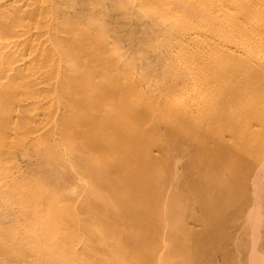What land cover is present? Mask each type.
<instances>
[{
  "label": "bare ground",
  "instance_id": "6f19581e",
  "mask_svg": "<svg viewBox=\"0 0 264 264\" xmlns=\"http://www.w3.org/2000/svg\"><path fill=\"white\" fill-rule=\"evenodd\" d=\"M85 1L58 0L56 3L60 4L51 10L54 22L45 21L43 26L50 28L44 31L22 22L24 17L38 13L45 6L42 2L0 0V264H142L136 262L137 257L132 262L134 245L127 243V236L123 233V237V229H118L115 222H129L127 212L130 214L131 208L127 204L132 197L150 198L139 184L131 183L130 177L143 169L147 161L143 157L144 147L155 143L150 142L156 136L157 126H165L169 137L177 138L176 143H171L175 148L195 140L202 150L198 155L211 143L215 144L211 148L217 146L222 151L220 142L230 143L223 132L230 131L237 140L229 145V151L234 149L232 154L228 152L233 156L229 157L234 158L236 148H242L238 144L241 137L245 136L247 141L243 133H254L250 137L255 142L258 128L251 129V125L264 120V106L259 108L264 101V0H110L107 7L119 10L125 19L132 10L138 24L144 19L140 36L149 41L146 44L157 40L161 33L166 36L160 44L166 48L165 53L169 51L165 54L171 61L169 66L177 68L178 74L171 82L154 88L144 82V76L131 75L133 63L112 46L117 38H112L111 45L105 37L106 28L95 12L88 13L84 20L85 13L79 6ZM106 1L93 0L94 7L104 9ZM184 8L191 15L205 16L196 24L181 21L177 26L182 34L203 44L204 50L197 52L198 65L194 68V61L181 64L180 53H186L189 43L175 34L174 22L182 18L178 12ZM40 16L48 19L46 14ZM254 23L259 24V29ZM190 28L193 31L188 33ZM123 34L133 37L130 31ZM106 51L113 52L111 59L102 58ZM115 67L123 75L112 74L111 68ZM182 82L184 85L179 86ZM129 83L139 87L138 93L161 90L159 100L143 101L149 103L148 108L139 107L143 110L135 112L139 104H130L134 91ZM186 86L198 89L201 97L193 100L197 97L185 96ZM178 102L182 105L178 106ZM65 106L71 108L70 112H66ZM151 110L161 114L150 129H143L145 118L136 123L130 114L148 116ZM52 118L58 120L56 127L64 147L71 140L76 143L77 152H72V157L90 187L89 200H85V207L79 212L71 205L72 198L65 195L64 172H59L58 165L60 156L48 142L39 151L41 156H47V162L39 165L38 171H12V164H8L17 148V139L22 135L32 146L42 137L37 130L48 129ZM59 145L60 142L55 147ZM207 151L204 153L208 154ZM207 157L211 161L214 155ZM140 174L139 179H147L144 172ZM72 177L71 174L69 184L73 183ZM103 189L107 197L101 196ZM115 191L123 202L120 208V198L116 202L113 197ZM97 197L104 200H100V206L108 212L117 207V214L108 213V217L105 211L98 213L96 207L88 204ZM147 206L141 207L140 223L143 216L150 215ZM143 234L158 243L156 232ZM79 252L82 253L77 257Z\"/></svg>",
  "mask_w": 264,
  "mask_h": 264
},
{
  "label": "rangeland",
  "instance_id": "374dc122",
  "mask_svg": "<svg viewBox=\"0 0 264 264\" xmlns=\"http://www.w3.org/2000/svg\"><path fill=\"white\" fill-rule=\"evenodd\" d=\"M57 1L36 0V3L42 2L45 6L38 13H34L31 18L24 17L22 22L30 23V27L39 26L44 31L45 29L48 30L50 27L45 28L43 24L45 21L51 19L54 22V12L51 10L60 4L56 3ZM109 4H111V1H106V7L104 6L103 9L102 7H94L93 0H86L79 7L85 13L84 20L88 13L95 12L94 15H97L98 20L106 28L107 33L105 37H107L111 45L112 38H117L112 46L116 47L122 56L126 57L127 61L133 63L132 76L135 78L144 76V82L151 84L152 88L171 82V79L174 78L175 74H178V71L177 68L171 67V65L169 66L171 61L166 56L169 51L165 53L166 48H163L160 44V41L165 40L166 36L161 33L158 37L159 40L157 39L152 43L146 44L149 41L140 36V31L144 26V19H142L141 25L138 24L135 18L136 12L133 10L129 13L128 19H125L119 10L112 11L111 7H107ZM184 7H186V4H184ZM100 10L104 13H99ZM72 13V10H69L68 14L72 15ZM42 14H46L48 19L40 16ZM178 15L182 18L174 22L176 26L175 34L180 39L181 37L186 38L187 41H184V43H189L186 53H180L182 57L181 64L182 62L188 63L194 61V63H191V67L194 68L198 65L196 58H198L199 53L197 52L204 50V47H202L203 44L196 43L188 34H182L177 29V26L181 21L196 24L198 21L204 20L205 16L202 18V14L200 13L191 15L185 8L179 11ZM256 19L260 21V17L257 16ZM254 24L259 29V24ZM125 31H130L131 37L133 36L132 39L125 37L123 34ZM191 31H193L192 28L188 30V33ZM172 42L170 41L169 45ZM219 42L224 44V41L220 40ZM175 49H177L176 44ZM207 52L211 53L215 52V50L213 49ZM113 55L112 51H106L102 53V58L111 59ZM52 58L53 55L50 56L51 60ZM158 67H162V69L159 71ZM117 68H111L112 74L123 75V72ZM168 69L169 71H167ZM120 83H123V80ZM130 85L134 91V95L132 94L133 100L130 104H139L136 106L137 109L134 110L135 112L140 110L139 107L143 109L148 108L147 105L149 103L143 101H158L160 98L159 94L161 90L157 91L152 89L154 91L152 94L138 93L139 87H135L134 84ZM183 85L184 83L182 82L179 86ZM196 90L198 89H191L186 86L184 95L192 94V98L194 96L197 97L193 100L198 99L201 97V94ZM143 91H146V89L143 88ZM170 95H173V92H170ZM47 99L48 95L45 100L47 101ZM180 105L182 104L178 102V106ZM261 106H264V101L260 103L259 108ZM65 110L66 112H70L71 108L65 106ZM130 114L134 115L132 116L136 123L142 122L141 119L145 118L146 120H143V129L147 128V126L150 129L160 119L159 116L161 113L156 110H151L148 112V116L147 114L144 115L141 113ZM57 121L55 118H52V124L48 129L42 128L37 130V133H40L42 137L33 144L34 149L32 148L33 145H27L26 137L21 138V135L17 139V148L9 158L8 164H12V171L17 169L18 172L25 174L38 171L39 165H44L47 162V156H41L39 151L48 142L51 147L56 148L58 151L57 155L60 156L58 165L59 172H64L62 182L64 183L65 195L67 198H72L71 205L79 212V210L85 207V200H89L90 187L87 179L76 166L79 163H76L72 157V152H77L76 143L71 140L66 145V148L64 147L60 131L56 127L58 126ZM252 128L254 130L258 128L257 142L252 141L253 139L250 136H253L254 133L252 134L251 131L249 133H243L246 135L247 141L244 140L245 136L243 134L240 140L241 142L245 141L247 143L242 144L244 142H238L242 148L237 147L236 149L239 152H233L235 157L237 154V160H235V157L230 158L233 157L232 155L230 156L234 150L232 149L233 147L229 151V145L237 142L236 138L233 139L236 136L234 134L232 137L230 131H224L225 139L227 141L230 140V143L226 144L225 141H221L222 151L221 149L218 151V148L216 149L217 146L211 148L215 144H208V148L205 147L207 149L204 148V152L209 150L207 151L209 156L214 155L213 159L208 161L206 159L208 154L204 152L201 155L206 160H199L201 155L198 154L202 150L195 140L186 141L183 143V147L176 146L175 148V145L171 143H176L177 138H170L168 135L169 131L165 126H157L156 136L150 142L151 144L153 141L155 143L151 146L144 147L143 157L147 161L143 165V169L133 173L130 177L131 183L136 182L142 191L150 195V198H147L150 201L146 197L136 199L132 197V202L131 200L128 201L131 202L130 204L126 202L131 208V213L129 214L127 212L129 222L126 225L125 223L117 225L118 221L117 223L115 222V226L118 229H123V232L121 230V234L123 235L124 233L128 237L125 238L123 235L125 240H129L127 243H130V246L133 243L132 246H134H131L133 249L129 246L131 250H133L135 255H139L135 256L132 254L130 257L132 262L135 261L134 257H137L138 261L136 262L142 264H264V120L259 125L252 123ZM34 130L35 125L33 133ZM145 131L148 130L145 129ZM200 139L202 140L203 138L200 136ZM58 142H60V145L55 147V144ZM259 142L260 144H258ZM214 148L216 151H214ZM212 151L215 153H212ZM228 152L231 153L229 154ZM199 161L202 162L200 163ZM70 169L73 170L72 173ZM140 172L141 174L144 172L148 175L147 179L146 177L139 179ZM71 174L73 175L71 179L73 183L69 184ZM118 193H113V197L116 198V200L114 198L116 202L120 198V201L117 202L119 205L117 206L120 208L123 202H121L120 194L117 195ZM103 195H106V197L108 195L104 189L101 192V196ZM100 200L101 197H97L96 200L91 199L88 201V204L96 207L94 209L96 211L99 210L100 212H97L100 214L105 211L108 217H110L108 213L112 216L117 214L118 208L116 204H114L116 210H111V213L108 212L107 208L105 210V206H100L101 201H104ZM145 206L150 207L147 208L150 215L143 216L142 223H140L139 214L141 207ZM125 213L123 215L124 218H126ZM143 219L145 222H143ZM119 222H121L120 219ZM146 231L149 234L150 231L156 232L158 243L152 242L149 239L150 236H146L148 239L144 237L143 232ZM81 236L85 239L84 234H81ZM81 253H77L76 256L79 257Z\"/></svg>",
  "mask_w": 264,
  "mask_h": 264
}]
</instances>
